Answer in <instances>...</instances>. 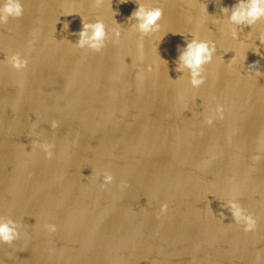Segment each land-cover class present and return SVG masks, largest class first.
Returning <instances> with one entry per match:
<instances>
[{
  "label": "water",
  "instance_id": "water-1",
  "mask_svg": "<svg viewBox=\"0 0 264 264\" xmlns=\"http://www.w3.org/2000/svg\"><path fill=\"white\" fill-rule=\"evenodd\" d=\"M21 3L22 17L0 26V216L20 225L0 264H264V158L252 159L264 133V20L231 24L221 9L237 0ZM137 3L162 8L158 32L133 31ZM97 19L104 48H75L82 20ZM193 39L216 45L197 89L179 61ZM16 53L22 72L7 62ZM217 105L223 119L206 124ZM33 141L52 144V159L29 155ZM232 198L254 232L236 225Z\"/></svg>",
  "mask_w": 264,
  "mask_h": 264
},
{
  "label": "clouds",
  "instance_id": "clouds-1",
  "mask_svg": "<svg viewBox=\"0 0 264 264\" xmlns=\"http://www.w3.org/2000/svg\"><path fill=\"white\" fill-rule=\"evenodd\" d=\"M128 0H120V3H126ZM104 0H94L96 8L103 5ZM138 7L129 17V20H135L137 23L133 26V31L138 32L141 38L150 36L160 30L159 21L162 18L163 10L160 7H146L144 3H137ZM23 6L21 0H0V26H4L8 23L9 18L19 19L23 15ZM206 11V8L204 9ZM231 11L229 16V22L234 25H245L251 27L257 21L264 20V0H237V3L232 6V9H221L222 14H226ZM207 12V11H206ZM67 28V24L64 25ZM79 39L75 44V48L84 49L85 45L91 52H100L104 48V41L108 37L103 21L97 19L95 22H84L82 20V30L79 32ZM121 31L118 28L112 30V36L115 40H119ZM233 39H238L235 31L232 33ZM261 46H264V35L258 38ZM243 46V44H242ZM142 47V45L138 46ZM216 51V45L209 41H197L193 39L186 44V48L181 52L179 56L180 65L190 70V85L192 88H199L205 82L204 76L201 75L203 71V65L210 64L212 62L213 53ZM259 55V48L256 47L254 51ZM234 59V56L230 61ZM246 59V57H245ZM229 61V62H230ZM7 62L10 67L16 72H22L28 66V60L22 59L19 53L12 54L7 57ZM178 65L177 71H181V67ZM224 108L221 105H217L213 114H210L205 123L212 125L216 119H223ZM50 127L55 130L59 127V123L53 120ZM40 149L45 154V159H52L53 145L50 143L38 144L35 141L32 142L31 151L29 155H33L35 149ZM264 158V133L257 139V155H254L252 159L254 161H260ZM113 182V176L106 172L104 175V181L100 185L101 190H104L105 186L111 185ZM128 187L126 182H121L120 189L123 191ZM228 207L232 213V216L236 222V225H243V231L245 233L254 232L257 228V219L251 213H247V210L243 208L235 198H232L228 202ZM168 210V204H162L160 206L159 215L166 214ZM20 227L15 221L5 216H0V245H12L14 241L19 239L20 233L18 228ZM44 230L51 234L56 232V226L54 224L45 223L43 225ZM261 260V253H256V261Z\"/></svg>",
  "mask_w": 264,
  "mask_h": 264
}]
</instances>
